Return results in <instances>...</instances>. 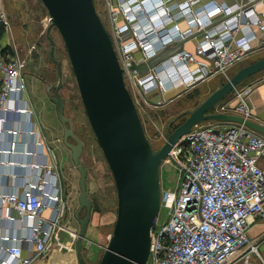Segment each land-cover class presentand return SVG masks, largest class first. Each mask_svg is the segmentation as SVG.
<instances>
[{
    "label": "built area",
    "instance_id": "built-area-1",
    "mask_svg": "<svg viewBox=\"0 0 264 264\" xmlns=\"http://www.w3.org/2000/svg\"><path fill=\"white\" fill-rule=\"evenodd\" d=\"M131 1L117 0L122 21L115 28L123 42L122 60L118 61L123 76L132 80L143 95L189 86L218 70L226 76V69L244 57L252 41L259 40L257 32H264L262 0H234L231 4L219 0ZM220 13L223 18L206 28L214 22L211 17ZM181 19L187 22L184 29L178 23ZM9 26L0 0V27L7 31ZM195 26L205 31L196 53L205 56L213 67L197 63L194 55L182 48L146 73L131 69L133 62L145 61L168 44L192 35ZM236 30L242 35L236 37ZM134 48L139 50L141 60H136ZM24 65L16 50L0 51V131L14 136L34 133L27 128L3 127L16 120L15 114H29L25 107L10 102L20 101L26 89ZM159 66L161 69H156ZM251 90L252 84L236 85L210 112L249 118ZM10 151L0 149V153ZM23 152L32 155L28 149ZM259 159L264 160V136L244 123L207 119L179 137L164 159L177 169V182L172 190L160 183V208L166 209V215L159 222L158 214L150 229L145 264H264L259 236L251 237L247 232L255 217L264 219V166ZM32 165L35 179L27 180L21 190L8 191L0 186V204L12 210L5 218L19 223L32 220L26 235L0 233V250L11 264H30L52 246L72 249L76 239V230L60 222L65 199L56 182V162L41 159ZM50 177L54 179L50 181ZM46 208L52 209L49 217L43 213ZM63 229L71 241L60 239L59 230ZM24 241L33 252L24 253L19 244Z\"/></svg>",
    "mask_w": 264,
    "mask_h": 264
},
{
    "label": "water",
    "instance_id": "water-1",
    "mask_svg": "<svg viewBox=\"0 0 264 264\" xmlns=\"http://www.w3.org/2000/svg\"><path fill=\"white\" fill-rule=\"evenodd\" d=\"M46 8L50 42L48 55L57 67L58 80L54 94L48 97L55 105L62 124V141L71 151V159L79 171V228L74 248L78 264H90L82 253V241L90 218L91 201L86 193V170L80 163L83 143L74 134L71 121L64 115V101L58 93L61 80L60 63L53 57L54 40L49 29L54 26L64 43L79 96L91 130L111 171L116 188V217L104 250L95 264H145L149 255L150 229L160 209L159 167L173 143L203 120L214 119L244 123L264 136V125L234 113L210 112V109L232 89L252 74L264 69V56L252 60L227 77L219 79L196 106L185 110L183 121L169 131L166 140L155 149L145 135L135 102L125 84L110 35L100 19L93 0H41ZM183 48V40L175 41L148 57L133 62L131 69L146 73L170 55ZM50 85H46L49 91ZM179 117V115H178ZM68 137L74 140L69 142ZM84 208V215L79 212Z\"/></svg>",
    "mask_w": 264,
    "mask_h": 264
},
{
    "label": "rangeland",
    "instance_id": "rangeland-1",
    "mask_svg": "<svg viewBox=\"0 0 264 264\" xmlns=\"http://www.w3.org/2000/svg\"><path fill=\"white\" fill-rule=\"evenodd\" d=\"M206 1L208 0H201V3ZM93 2L100 19L110 35L117 58L121 61V45L123 42L119 39L115 28L116 24L122 21L119 14L118 2L117 0H93ZM3 5L10 26L7 31H3V35L0 33V36H3V42H7L9 45L7 48L9 52L12 49L16 50L24 60L23 75L26 86L43 91L46 85L49 84V91L45 89L46 94L47 96L49 94L53 95L58 75L56 64L48 55L50 42L46 34L48 26L46 8L41 0H3ZM187 18L191 19L192 16L188 15ZM222 18L223 15L221 13L211 17L214 23ZM181 20L178 21L179 24ZM194 32H197L198 36L194 41L192 49L187 50L194 55L197 63L206 62L207 65L213 67V64L205 56L196 53L197 43L204 38V29L195 26L192 29V33ZM260 33L264 32H257L259 40L251 42V48L245 53L244 57L234 61L226 69V76L222 75L220 70L208 73L204 78L189 86H178L167 91L166 95L161 94L160 96L156 95L160 91H154L151 95H143L132 80L127 76L124 77L125 84L135 102L145 135L153 148H159L166 140L168 123L171 122L170 131L180 124L186 117V114L182 112L196 106L212 91L215 88V81L217 82L218 77L224 81L226 77H229L242 65L264 56V50H262L264 49V41L260 40ZM48 34L54 40L53 57L60 63L61 80L58 93L64 101L63 113L71 121L74 134L83 143L79 161L86 170V193L91 201V212L87 223L89 230L87 232L86 228L85 232V235L88 237V240L86 239L87 246L85 248L82 247V253L88 263L95 264L100 258L104 246L107 244L115 221L116 188L111 171L102 155L84 112L75 77L60 33L56 27L52 26ZM241 35V30L235 31L236 37ZM260 50L261 52L258 53L257 51ZM133 53L136 60H141V55L137 48L133 49ZM156 69H161V66ZM44 100L48 103L49 110L46 107L43 108V116L53 121L55 128L52 132L59 136L58 140L61 142L63 133L62 124L54 112L55 108L53 109V104L50 102L49 97L48 100ZM67 140L74 143V140L70 137ZM63 149L66 159L61 165L62 170L59 176L65 199V210H67V216L70 217L78 207L79 171L71 159L70 149L68 147H64ZM159 177L162 186L172 190L175 188L177 182L178 171L172 163L163 160L159 167ZM83 215L84 208L79 212V217ZM165 215L166 209L161 207L159 209L158 221L161 222L165 218ZM76 226V231H78L79 225L77 224Z\"/></svg>",
    "mask_w": 264,
    "mask_h": 264
},
{
    "label": "crops",
    "instance_id": "crops-1",
    "mask_svg": "<svg viewBox=\"0 0 264 264\" xmlns=\"http://www.w3.org/2000/svg\"><path fill=\"white\" fill-rule=\"evenodd\" d=\"M219 1H224L227 4H231L234 0ZM1 2L2 7H4L3 0H1ZM262 8H264V0H262ZM186 23V19L181 20L179 25L183 29L187 26ZM212 25H214V22L208 25L206 28H209ZM1 34L3 35L4 32L2 31ZM197 36V32H194L192 35L185 38L183 40V48L192 49ZM259 37L260 40L264 41V33H260ZM3 39L4 37L0 36V51L2 53L9 52V50L7 49L9 45L7 44V42L4 43ZM257 52L259 53L261 52V50ZM216 84L217 82L215 81V86ZM240 84H252V90L248 95V103L250 106L249 118L264 125V69L252 74ZM45 89L46 88H44V90L42 91L33 87L29 88L28 86H26V89L22 94V99L20 101L10 100L11 103H15L17 105L25 107L29 111V114H15L14 118H16V120H10V122L4 124L3 127H14L18 129L27 128L33 130L34 133L27 134L26 132H19L14 136L4 131H0V149L2 150L11 148L13 150L12 152L10 151L0 153V186L4 190L19 191L23 188L27 180L35 179L34 167L32 163L42 159L48 163H51L53 161L56 162V182L58 183L59 188L61 189V192L63 194L61 179L59 175L61 174L62 170L61 165L65 162L66 159V156H64L65 152L63 151V148L67 146L63 143L62 140L61 142H59V136L52 132V130L55 128L53 126V121L51 119L44 118L43 116V108L46 107L47 110H49L48 103L44 100H48ZM166 92L167 91L157 92V94H155L158 96H160L161 94L166 95ZM152 93H154V91L150 92L148 95H151ZM52 104L54 109L55 105L54 103ZM54 112L56 114L55 109ZM25 149L32 151V155H26L23 152ZM8 161H18L20 163L10 164L8 163ZM259 163L264 166L263 159H259ZM53 179V177L49 178L50 181H52ZM75 211L70 215V217H68L67 210H65L64 215L60 221L61 224L66 228L74 231L77 230L76 225L78 224L75 217ZM7 213H12V210L7 205L0 204V233L10 234L11 236L26 235L28 233L29 225L31 224L32 220L27 219L22 223H19L18 221H11L5 218V215ZM43 213L46 217H49L52 214V209L46 208ZM88 230L89 228H87V232ZM247 232L251 237L259 236V247L261 250H264V219L255 217L252 221H250ZM59 236L63 242L72 240L71 236L65 229L59 230ZM86 239L88 240V237ZM86 239L82 241V245L84 248L87 246ZM19 244L22 246L25 254L33 252L32 246L28 242L24 241L20 242ZM0 264H11V259H9L8 256H6L5 253L1 250ZM30 264H78V261L74 247L72 249H59L55 246H52L45 253L37 256Z\"/></svg>",
    "mask_w": 264,
    "mask_h": 264
},
{
    "label": "bare ground",
    "instance_id": "bare-ground-1",
    "mask_svg": "<svg viewBox=\"0 0 264 264\" xmlns=\"http://www.w3.org/2000/svg\"><path fill=\"white\" fill-rule=\"evenodd\" d=\"M132 3H136V0H133V1L130 2V4H132ZM174 8L176 9V7H171V10L174 9ZM153 9H155V8H151V11H152ZM145 13H146V12H145ZM154 23H156V21H154ZM153 53H154V52L149 53V56L152 55Z\"/></svg>",
    "mask_w": 264,
    "mask_h": 264
},
{
    "label": "trees",
    "instance_id": "trees-1",
    "mask_svg": "<svg viewBox=\"0 0 264 264\" xmlns=\"http://www.w3.org/2000/svg\"><path fill=\"white\" fill-rule=\"evenodd\" d=\"M2 31H4V30H3V27H0V33H1ZM239 84H240V83H239Z\"/></svg>",
    "mask_w": 264,
    "mask_h": 264
},
{
    "label": "flooded vegetation",
    "instance_id": "flooded-vegetation-1",
    "mask_svg": "<svg viewBox=\"0 0 264 264\" xmlns=\"http://www.w3.org/2000/svg\"><path fill=\"white\" fill-rule=\"evenodd\" d=\"M54 91H55V88H54ZM187 115V114H186ZM171 126V125H170ZM170 126H169V131H170Z\"/></svg>",
    "mask_w": 264,
    "mask_h": 264
}]
</instances>
